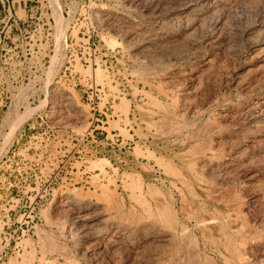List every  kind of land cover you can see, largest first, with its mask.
<instances>
[{
  "label": "rangeland",
  "instance_id": "374dc122",
  "mask_svg": "<svg viewBox=\"0 0 264 264\" xmlns=\"http://www.w3.org/2000/svg\"><path fill=\"white\" fill-rule=\"evenodd\" d=\"M6 1L56 112L0 88V264H264V0Z\"/></svg>",
  "mask_w": 264,
  "mask_h": 264
},
{
  "label": "built area",
  "instance_id": "2783aa9c",
  "mask_svg": "<svg viewBox=\"0 0 264 264\" xmlns=\"http://www.w3.org/2000/svg\"><path fill=\"white\" fill-rule=\"evenodd\" d=\"M88 2H96L97 0H87ZM48 2V1H47ZM54 10L56 6H53ZM13 3L6 1V6L3 5V18L0 20V52L4 49L3 44L9 39L11 31H18V39L23 36L20 30V22L16 20L15 13L13 11ZM45 23L42 24V29L50 35V39H46L44 43L39 41V46L27 49L25 46L20 45L19 48H14L10 57V64L6 70V76H2L3 81H0V88L5 86L6 88L18 89L21 88L23 94L21 99L28 102V107L32 110L31 117L37 118V116H46L47 112H56V96H52L48 93L47 81H44L43 73L48 72L50 67V55L56 53V15L52 7L49 6L46 10ZM55 18V19H54ZM24 38V37H23ZM50 42V43H49ZM9 43V41H8ZM46 45L43 48L41 45ZM49 55V58H48ZM52 55V56H53ZM48 58V60H46ZM8 86V87H7ZM2 90V89H1ZM16 93L0 92V99H13ZM52 102L48 103L47 101ZM26 106V108H28ZM43 106V108H42ZM43 109V110H42Z\"/></svg>",
  "mask_w": 264,
  "mask_h": 264
},
{
  "label": "bare ground",
  "instance_id": "6f19581e",
  "mask_svg": "<svg viewBox=\"0 0 264 264\" xmlns=\"http://www.w3.org/2000/svg\"><path fill=\"white\" fill-rule=\"evenodd\" d=\"M209 3H210V2H209ZM203 6H204V5H203ZM206 6H207V4H206ZM201 9H202V8H200V10H201ZM190 11H191V10H190ZM182 197H183V196H182ZM157 205H159V204H157ZM180 208H182V207H180ZM183 209H184V208H183ZM182 213H183V212H182ZM185 214H187V213H185ZM185 214H184V215H185ZM190 214H191V213H190ZM188 215H189V214H188ZM188 215H187V216H188ZM122 217H123V216H122ZM233 218H234V217H233ZM235 218H236V217H235ZM168 219H169V218H168ZM175 220H176V219H175ZM230 221H231V220H230ZM174 222H175V221H174ZM174 222H173V223H174ZM167 224H168V222H167ZM231 224H232V223H231ZM153 225H154V224H153ZM167 226H168V225H167ZM173 226H174V225H173ZM173 226H172V227H173ZM234 226H235V225H234ZM137 227H138V226H137ZM165 227H166V225H165ZM172 227H170V228H172ZM236 227H237V225H236ZM173 228H174V227H173ZM138 229H139V228H138ZM168 229H169V227H168ZM174 229H175V228H174ZM157 230H158V229H157ZM230 230H231V229H230ZM232 230H233V229H232ZM239 230H240V229H239ZM143 231H144V230H143ZM236 232H237V231H236ZM147 233H148V232H147ZM165 235H166V234H165ZM156 236H157V235H156ZM166 236H167V235H166ZM181 236H182V235H181ZM223 237H224V236H223ZM167 238H168V237H167ZM169 238H170V237H169ZM155 239H156V238H155ZM161 239H162V238H161ZM180 239H181V238H180ZM155 241H156V240H155ZM159 241H160V240H159ZM181 241H182V240H181ZM228 241H229V240H228ZM232 241H233V240H232ZM175 243H176V242H175ZM230 243H231V242H230ZM229 245H231V244H229ZM229 245H228V247H230V248H229L230 250H229V249H228V250H229L230 252H232V249H234V248H232V245H231V246H229ZM233 245H234V244H233ZM224 246H225V245H224ZM163 248H164V247H163ZM172 248H173V247H172ZM224 248H225V247H224ZM228 250H227V251H228ZM175 253H176V252H175ZM232 253H233V252H232ZM232 253H231L230 255H232ZM166 254H167V253H166ZM170 254H171V253H170ZM177 254H178V253H177ZM232 256H234V255H232ZM177 257H178V256H177Z\"/></svg>",
  "mask_w": 264,
  "mask_h": 264
}]
</instances>
